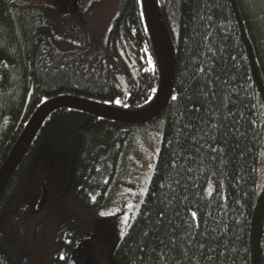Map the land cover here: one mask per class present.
Returning a JSON list of instances; mask_svg holds the SVG:
<instances>
[{
  "label": "trees",
  "instance_id": "obj_1",
  "mask_svg": "<svg viewBox=\"0 0 264 264\" xmlns=\"http://www.w3.org/2000/svg\"><path fill=\"white\" fill-rule=\"evenodd\" d=\"M85 2L100 8L101 0ZM158 5L175 52L173 92L143 125L161 126L159 151L139 210L104 264H262L256 96L264 101V0ZM114 10L69 15L0 0V168L48 100L77 97L127 111L153 101L158 71L140 0H120ZM127 51L135 64L122 59ZM128 127L66 109L46 119L0 196V264H30L34 249L19 255L20 226L37 196L66 190L83 212L104 204ZM80 234L67 215L51 264L76 259Z\"/></svg>",
  "mask_w": 264,
  "mask_h": 264
},
{
  "label": "rangeland",
  "instance_id": "obj_2",
  "mask_svg": "<svg viewBox=\"0 0 264 264\" xmlns=\"http://www.w3.org/2000/svg\"><path fill=\"white\" fill-rule=\"evenodd\" d=\"M54 1L14 0L19 7L36 2L54 5ZM107 2L108 0H104L100 8H104ZM124 46L122 45L123 48ZM116 101L120 103L117 104ZM256 101L262 123L257 173V197L260 198L264 191V101L259 94L256 96ZM114 103L116 106H121L120 99L115 100ZM127 129L130 137L119 159L116 176L112 179L105 202L100 208L91 212L77 209L66 190L60 192L50 190L38 212L31 213L29 211L31 206H27L28 216L21 219L20 226L21 233L26 237L22 242L26 250L20 251L19 255L25 256L26 252L34 249L30 264H51L56 256L54 243L57 232L69 214L78 221L81 240L94 237L81 245L74 261L77 264H104L111 258L143 201L161 141L162 128L159 124L129 126ZM41 196H37L34 202L37 203ZM261 263L264 264V259Z\"/></svg>",
  "mask_w": 264,
  "mask_h": 264
},
{
  "label": "water",
  "instance_id": "obj_3",
  "mask_svg": "<svg viewBox=\"0 0 264 264\" xmlns=\"http://www.w3.org/2000/svg\"><path fill=\"white\" fill-rule=\"evenodd\" d=\"M140 4L143 22L158 71V86L153 101L137 111H127L77 97H58L46 101L31 116L0 168V196L28 152L39 129L55 111L66 109L120 125L143 126L157 119L165 110L173 92L175 52L159 9L158 0H140ZM45 196L46 193H43L35 207V212H38L43 206ZM93 238L90 236L82 239L75 251L78 252L83 243ZM77 255L78 253H76ZM67 264L77 263L71 259Z\"/></svg>",
  "mask_w": 264,
  "mask_h": 264
},
{
  "label": "flooded vegetation",
  "instance_id": "obj_4",
  "mask_svg": "<svg viewBox=\"0 0 264 264\" xmlns=\"http://www.w3.org/2000/svg\"><path fill=\"white\" fill-rule=\"evenodd\" d=\"M103 1L104 0H101V3ZM86 2H85V0H62V1L55 0L54 1V5H51V6L56 11L60 12L61 14L81 15L82 13L83 14L84 13H87L90 10V11H94V14L95 15H97L98 13H101V14H103V13H109L112 16H114L115 15V12H114L115 10L114 9L119 4L120 0H108L106 6L104 8H100V9L98 8V9H94V10H93V8H90L87 5ZM142 19H143V17H142ZM122 42H123V40H122ZM126 54H127L126 56L123 53L121 54L122 59H124V57H125V60L127 58L129 60V62L131 61L132 64H135V62H134L133 58L131 57V54L129 53V51H127ZM137 58H138V61L139 62H141V63L144 62L145 63V58H144V55L142 54V51L141 50L138 51ZM134 70L136 71L135 68H134Z\"/></svg>",
  "mask_w": 264,
  "mask_h": 264
},
{
  "label": "snow or ice",
  "instance_id": "obj_5",
  "mask_svg": "<svg viewBox=\"0 0 264 264\" xmlns=\"http://www.w3.org/2000/svg\"><path fill=\"white\" fill-rule=\"evenodd\" d=\"M172 99H173V100H175V99H176V97H175V96H173V97H172ZM116 103H117V104H119L120 102H119V101H116ZM102 215H103V213H102ZM194 215H195V214H194Z\"/></svg>",
  "mask_w": 264,
  "mask_h": 264
}]
</instances>
